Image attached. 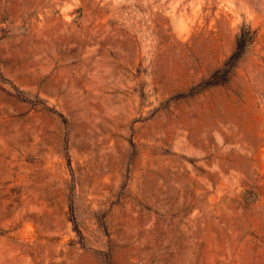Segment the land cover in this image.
Instances as JSON below:
<instances>
[{
	"label": "rangeland",
	"instance_id": "1",
	"mask_svg": "<svg viewBox=\"0 0 264 264\" xmlns=\"http://www.w3.org/2000/svg\"><path fill=\"white\" fill-rule=\"evenodd\" d=\"M0 264H264V0H0Z\"/></svg>",
	"mask_w": 264,
	"mask_h": 264
}]
</instances>
